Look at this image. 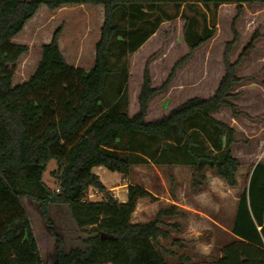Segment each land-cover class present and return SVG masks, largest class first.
Returning a JSON list of instances; mask_svg holds the SVG:
<instances>
[{
  "label": "trees",
  "instance_id": "trees-1",
  "mask_svg": "<svg viewBox=\"0 0 264 264\" xmlns=\"http://www.w3.org/2000/svg\"><path fill=\"white\" fill-rule=\"evenodd\" d=\"M230 4L236 6L237 19L243 5L264 4V0H0V264H45L23 198L37 204L47 225L49 208L66 206L75 226L88 228L84 249L68 252L52 234L56 245L52 264H169V253L160 251L159 241L168 240L170 234L161 226L164 219L183 214L182 209L169 205L154 220L133 224L138 201L151 194L129 185L126 200L120 202L93 170L102 168L127 179L136 166L184 167L190 172L192 192L205 188L207 172L227 187H237L241 165L231 152L235 131L212 114L227 107L232 117L237 116L228 99L233 86L241 82L236 69L251 44L234 63L228 56L236 37L227 44L224 75L211 98H191L150 122L145 120L148 103L159 89L151 87L146 66L138 111L132 117L127 113V59L164 20L171 19L162 18V7L181 9L183 40L193 53L213 38L216 9ZM80 5L103 7L92 67L83 70L65 62L57 28L50 42L41 46L34 73L13 87V67L28 50L13 40L26 23L42 6L55 11ZM51 161L56 164L50 172L54 188L43 182ZM168 178L174 183L171 173ZM246 181L230 231L233 239L220 257L209 263H192L186 257L177 264H264V163L254 166ZM90 189L102 200H87ZM169 228L179 232L175 223Z\"/></svg>",
  "mask_w": 264,
  "mask_h": 264
},
{
  "label": "rangeland",
  "instance_id": "rangeland-1",
  "mask_svg": "<svg viewBox=\"0 0 264 264\" xmlns=\"http://www.w3.org/2000/svg\"><path fill=\"white\" fill-rule=\"evenodd\" d=\"M86 6H70L64 9L49 11L41 7L24 26L13 43L27 47V53L22 55L13 67L12 86L26 82L34 73L41 57V46L50 42L54 31L60 28L59 50L68 65H75L88 70L92 63V53L100 37L101 20L97 13L88 12ZM164 20L156 32L145 42L144 46L128 57V108L130 117L138 111L137 96L142 84V77L147 66L151 87L159 89L148 103L145 120L157 121L183 104L187 100L198 97L209 99L215 93L224 75L223 57L227 44L234 36L236 43L228 56L230 63L236 62L243 50L251 44L245 57L238 64L236 76L241 82L233 86L228 101L235 106L237 120L232 119L229 108L225 107L212 114L216 120L228 126H236L246 134L254 136V142H260L258 148L251 144L243 135L238 137L232 156L239 158L243 165V173L249 169L248 164L264 161V137L260 132L259 122L264 121V4L243 5L241 15L236 19V6L221 5L215 12L214 36L200 46L193 53H189L183 40L184 19L181 9L173 6L162 7ZM207 19L210 14L207 13ZM165 16V17H164ZM172 77L165 84L174 67ZM165 84L164 88L160 89ZM263 147L262 148H260ZM256 159V160H253ZM56 169L55 162L47 164L43 174V182L54 188V180L50 172ZM105 188L112 192L120 202L126 199L127 186H139L151 194V198L140 199L135 212L131 216V223H147L155 219L157 212L169 207L172 201L181 202V192L188 181L190 172L184 168L136 166L131 175L124 179L105 169H94ZM174 177L171 183L168 174ZM242 186L245 184L243 176L240 178ZM87 200L99 202L101 194L90 189ZM22 204L27 212L39 252L45 264H52L56 255L54 234L62 242L65 252L72 249H84L83 240L87 238L85 229H78L71 220L66 206H51L49 208L47 225L41 217L38 206L29 198H23ZM184 216L180 214L174 219H164L162 229L170 234L168 240H160V251L169 253L166 260L169 264H177L180 258H189L192 263L213 261L220 257L224 235L221 231L201 232L194 239L182 240V222ZM179 226L176 233L169 228V224ZM214 237L212 245H204ZM177 240L175 244L173 241ZM228 243V242H227ZM207 248V251H205ZM171 254V255H170Z\"/></svg>",
  "mask_w": 264,
  "mask_h": 264
},
{
  "label": "crops",
  "instance_id": "crops-1",
  "mask_svg": "<svg viewBox=\"0 0 264 264\" xmlns=\"http://www.w3.org/2000/svg\"><path fill=\"white\" fill-rule=\"evenodd\" d=\"M89 7L86 10L90 12L97 13L99 18H102L101 24L103 23V7L102 6H91V5H80ZM44 7V6H43ZM70 7V6H65ZM65 7H61L57 10L64 9ZM77 7V6H75ZM58 47L60 44V38L57 40ZM145 44V43H144ZM144 44L140 47V49L144 46ZM139 49V50H140ZM138 50V51H139ZM137 51V52H138ZM136 53V52H135ZM94 62V52L92 53V63L91 67ZM74 68H78L75 65H71ZM90 67V68H91ZM80 68V67H79ZM89 68V69H90ZM82 69V68H80ZM88 69V70H89ZM233 120L238 119V115L236 117H232ZM260 132L262 133V137H264V121L259 122ZM235 131V142L231 147V151H233L234 147L238 143V137L244 136L251 144H254L256 148H258L259 143L261 142H254L255 138L252 135H248L243 132L241 129L237 128L236 126H231ZM262 143V142H261ZM263 149V147L260 146ZM239 160V158H236ZM262 159V158H261ZM256 161L252 164L249 163V169L244 174L243 173V163L241 160L240 162V169L237 176V187L229 188L227 187L219 178L207 172V184L205 188L200 192H192L190 189V174L188 176V181L185 184L184 189L182 190L181 194V202L172 201V204L178 205L181 207L183 211V222H182V230L183 238L182 240L187 239H194L197 236L201 235V232H215L221 231L224 235L225 243H223L224 248L230 241H232L233 237L231 236V228L233 226V221L236 213V207L238 198L241 193L245 190L247 186L246 176L250 174L252 168L256 166L258 163H264L262 160ZM256 160V159H253ZM174 168H184V167H174ZM187 169V168H184ZM189 171V169H187ZM243 176L245 180L244 186L240 183V178ZM127 190H125V194ZM126 200V199H125ZM123 200L122 202H124ZM135 212V211H134ZM214 237H211L210 241H208L204 246L209 247L212 245ZM228 242V243H227ZM222 251V250H221ZM211 262V261H205Z\"/></svg>",
  "mask_w": 264,
  "mask_h": 264
},
{
  "label": "clouds",
  "instance_id": "clouds-1",
  "mask_svg": "<svg viewBox=\"0 0 264 264\" xmlns=\"http://www.w3.org/2000/svg\"><path fill=\"white\" fill-rule=\"evenodd\" d=\"M205 251H207V248H205Z\"/></svg>",
  "mask_w": 264,
  "mask_h": 264
},
{
  "label": "water",
  "instance_id": "water-1",
  "mask_svg": "<svg viewBox=\"0 0 264 264\" xmlns=\"http://www.w3.org/2000/svg\"><path fill=\"white\" fill-rule=\"evenodd\" d=\"M102 238H103V236H102Z\"/></svg>",
  "mask_w": 264,
  "mask_h": 264
}]
</instances>
